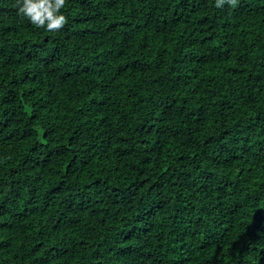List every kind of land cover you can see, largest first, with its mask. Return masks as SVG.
<instances>
[{"label": "trees", "instance_id": "trees-1", "mask_svg": "<svg viewBox=\"0 0 264 264\" xmlns=\"http://www.w3.org/2000/svg\"><path fill=\"white\" fill-rule=\"evenodd\" d=\"M0 0V264H264V0Z\"/></svg>", "mask_w": 264, "mask_h": 264}, {"label": "clouds", "instance_id": "clouds-1", "mask_svg": "<svg viewBox=\"0 0 264 264\" xmlns=\"http://www.w3.org/2000/svg\"><path fill=\"white\" fill-rule=\"evenodd\" d=\"M67 0H17V15L25 18L35 28L48 32H58L67 24L63 14ZM238 0H216L215 7L221 8L228 4L235 7Z\"/></svg>", "mask_w": 264, "mask_h": 264}]
</instances>
